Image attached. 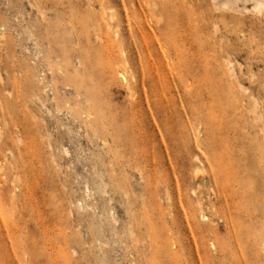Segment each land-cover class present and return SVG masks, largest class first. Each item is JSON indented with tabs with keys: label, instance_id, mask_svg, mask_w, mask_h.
Segmentation results:
<instances>
[{
	"label": "rangeland",
	"instance_id": "374dc122",
	"mask_svg": "<svg viewBox=\"0 0 264 264\" xmlns=\"http://www.w3.org/2000/svg\"><path fill=\"white\" fill-rule=\"evenodd\" d=\"M198 262L264 264V12L0 0V264Z\"/></svg>",
	"mask_w": 264,
	"mask_h": 264
},
{
	"label": "bare ground",
	"instance_id": "6f19581e",
	"mask_svg": "<svg viewBox=\"0 0 264 264\" xmlns=\"http://www.w3.org/2000/svg\"><path fill=\"white\" fill-rule=\"evenodd\" d=\"M212 6L215 9V11L223 18H227L228 14H238V15H250V14H257V15H263L264 12V0H211ZM151 4V0H149V5ZM152 13V14H151ZM151 15L155 18V22L157 25H160L161 23V17H160V11L157 10H152L151 11ZM144 47V46H143ZM146 50L148 51L147 47ZM176 69L179 72L185 71V68H182L178 65H176ZM185 75H189L187 72H185ZM151 78L154 81L155 77L153 76V74H151ZM155 83V82H154ZM160 90L163 91L164 88L162 86H160ZM163 94V93H162ZM164 95V94H163ZM159 108L164 111L167 112L169 110V107L167 106L166 103L163 102V100L158 104ZM191 115L194 116L193 111H191ZM197 155V154H196ZM201 155V154H200ZM204 157V156H203ZM202 158V157H201ZM205 158V157H204ZM200 157H199V160ZM203 163V162H202ZM198 163L199 165L201 164L202 166L205 163ZM201 165L199 167V169L201 168ZM205 167V166H204ZM198 169H196L197 171ZM201 170V169H200ZM200 170L198 171V173L200 172ZM196 174V178L198 177L197 172H195ZM201 174V173H199ZM204 175V174H203ZM203 177V176H202ZM201 177V178H202ZM200 178V180H201ZM198 179V178H197ZM199 180V179H198ZM200 226V225H199ZM200 228V227H199ZM196 233V232H195ZM197 244V243H196ZM197 246V245H196ZM198 248V247H196ZM199 249V248H198ZM197 252V251H196ZM198 255V252L195 253ZM201 256V255H200ZM196 257V255H195ZM210 257V256H209ZM200 259V257H199ZM195 260V259H194ZM201 262V260H199ZM195 263V262H194ZM190 264V263H189ZM199 264V262H198ZM202 264H204L202 262Z\"/></svg>",
	"mask_w": 264,
	"mask_h": 264
}]
</instances>
